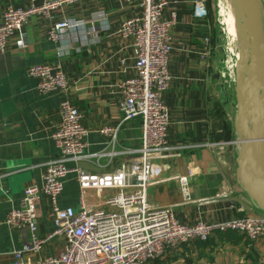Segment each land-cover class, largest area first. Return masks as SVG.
I'll list each match as a JSON object with an SVG mask.
<instances>
[{
    "label": "crops",
    "instance_id": "1",
    "mask_svg": "<svg viewBox=\"0 0 264 264\" xmlns=\"http://www.w3.org/2000/svg\"><path fill=\"white\" fill-rule=\"evenodd\" d=\"M166 2L163 18H168L171 11L176 13V23L171 29L173 48L168 56L169 82L163 94L169 112L166 134L171 148L155 162L154 176L158 181L147 187V200L170 207L184 223L260 214L261 210L254 206L235 176L238 151L235 131L228 139L220 134H225L223 122L229 126L222 118L230 112V103L221 106L219 103L223 94L215 74L222 65V52L218 47L220 38L213 20L212 0L204 3L206 16L194 15L191 0ZM209 2L211 6H207ZM140 3L141 0H71L54 10L51 18L42 15L30 18L25 26L27 47L18 48L15 35L9 38L6 52L0 55V264H14L13 250L29 237L27 230L6 223L7 214L20 206L25 186L41 183L44 162L57 154L52 133L60 120L61 94H40L36 80L27 73L28 66L43 62L61 65L68 78L66 95L89 130L85 137L87 150H100L106 138L98 130L119 124L122 117L119 86L134 73L132 38L124 37L119 27L125 19L141 12ZM27 5L28 0H0V20L7 6ZM216 6L217 19L225 28L228 20L223 0H216ZM98 13L105 15V21H93ZM64 18L85 23L63 30L57 42L49 40L45 25ZM205 35L215 46L208 58L199 55ZM141 122L138 116L120 124L116 151L140 146ZM218 140L227 142L224 163L207 145ZM124 159L123 153H117L80 161L77 165L101 173L116 169ZM176 175L188 176L191 200H184L172 178ZM107 194L97 199L89 192L84 202L112 209L104 203ZM79 195L75 174L70 172L63 181L58 205L78 208ZM37 212V234L44 237L54 229L45 198L40 199ZM61 247L60 238H51L39 251L29 252L25 257L33 263L40 256L57 254ZM145 264H264V235L250 240L237 231H214L206 241L182 244Z\"/></svg>",
    "mask_w": 264,
    "mask_h": 264
},
{
    "label": "built area",
    "instance_id": "2",
    "mask_svg": "<svg viewBox=\"0 0 264 264\" xmlns=\"http://www.w3.org/2000/svg\"><path fill=\"white\" fill-rule=\"evenodd\" d=\"M70 1L28 0L26 7L4 8L0 20V55L6 52L12 35L16 36L18 48L29 45L25 26L32 16L51 18L54 10ZM191 1L194 15L205 16V0ZM260 1L264 9V0ZM140 5L141 12L125 19L119 27L124 37L132 38L134 73L119 86L118 105L122 112L119 124L98 130L106 138L100 150H87L85 137L89 130L82 124L78 108L66 95L68 78L61 65L43 62L27 68L28 75L36 80L40 94H61L60 120L52 133L57 154L44 162L41 183L25 186L20 206L6 217L7 224L29 232L28 240L12 252L14 264H145L184 243L205 241L214 231H237L250 240L264 235V214L184 223L175 217L170 207L157 206L147 200V187L158 181L154 176L155 162L171 148L167 143L169 113L163 94L169 82L168 56L173 48L171 29L176 23V13L171 11L168 18H163L166 0H141ZM105 18L104 14L98 13L93 21H105ZM84 23L64 18L45 25L44 30L49 40L57 42L63 30ZM202 42L199 55L208 58L212 52L209 35L203 36ZM232 66L225 62L226 69L218 72L220 85L227 94L234 81ZM137 116L142 121L141 146L116 151L120 124ZM225 144L227 146L226 141L207 143L218 155L224 152ZM117 153H123L125 159L112 171L93 173L77 165L80 161ZM68 162L74 165L70 167ZM70 172L75 174L80 189L78 208L58 205L63 181ZM172 178L178 183L184 200H191L188 176ZM89 192L97 199L107 192L104 203L112 209L86 204L84 197ZM41 198L46 199L47 212L54 222V229L44 237L37 234V209ZM51 238L61 239L62 247L57 254L40 256L33 263L26 259V254L39 251Z\"/></svg>",
    "mask_w": 264,
    "mask_h": 264
},
{
    "label": "water",
    "instance_id": "3",
    "mask_svg": "<svg viewBox=\"0 0 264 264\" xmlns=\"http://www.w3.org/2000/svg\"><path fill=\"white\" fill-rule=\"evenodd\" d=\"M234 1L242 22V51L234 68L233 95L225 92L229 96L224 102L235 107V176L254 206L264 212V9L260 0Z\"/></svg>",
    "mask_w": 264,
    "mask_h": 264
},
{
    "label": "rangeland",
    "instance_id": "4",
    "mask_svg": "<svg viewBox=\"0 0 264 264\" xmlns=\"http://www.w3.org/2000/svg\"><path fill=\"white\" fill-rule=\"evenodd\" d=\"M207 0H205L204 1V3L206 2ZM209 4H210V2L207 4V6H209ZM194 5V4H193ZM212 5L214 6V17H213V20H214V23H215V26H216V29H217V31L219 32V34H218V36H219V38H220V44L218 45V47L220 48V50H221V52H222V65H221V67H220V69L218 70V72H221V71H223V70H225L226 69V67H224L225 66V62H227V65L229 66L230 65V63L231 64H234V61H235V64H236V61H237V58H236V56L234 55V54H232L230 51H228V49L226 48V45H228V42H229V39H228V37L225 35L224 36V32L221 30V25H220V23H219V21H218V19H217V6H216V0H212ZM210 6H211V4H210ZM205 7V6H204ZM206 9V8H205ZM208 14V12H207V10H206V15ZM205 15V16H206ZM217 47V46H216ZM213 49H215V46L213 47V45L211 46V51L213 50ZM226 51V52H225ZM234 68H235V65H234ZM234 77H235V75H234ZM228 89V88H227ZM226 89V90H227ZM233 89H234V81H233V83L231 84V89H229L230 91V93L229 94H231V96L233 95ZM221 92H222V94H223V97H225V99H226V97L227 96H229V95H226L225 96V94H224V92H223V90H222V88H221ZM223 97H222V95H221V101L223 102V105H225L224 104V101H225V99H223ZM232 100H233V102H235L234 101V96L232 97ZM214 102V101H213ZM229 107H230V112L226 115V114H223V118H222V120H224V121H227V122H229V125H230V127H231V132L234 130L235 131V134H236V142H237V144H238V140H237V133H236V129H235V126H234V120H233V116H234V110H233V106H232V104L230 103V105H229ZM169 113V112H168ZM138 117V116H137ZM218 118H221V116L220 117H218ZM230 119V120H229ZM233 127V128H232ZM141 132H142V130H141ZM220 134H221V138H225V136H224V134H223V132H220ZM232 135H233V132H232ZM141 137H142V133H141ZM218 141H224V140H218ZM213 142H217V141H213ZM140 146H141V144H140ZM139 146V147H140ZM226 149H227V146H226V144L224 145V152L221 154V155H219L220 156V159H221V161H223V163L224 162H226V159H225V152H226ZM215 152H216V150H215ZM260 214H264V212H262L261 211V213ZM220 232V231H219ZM206 241V240H205ZM185 244V243H184Z\"/></svg>",
    "mask_w": 264,
    "mask_h": 264
},
{
    "label": "bare ground",
    "instance_id": "5",
    "mask_svg": "<svg viewBox=\"0 0 264 264\" xmlns=\"http://www.w3.org/2000/svg\"><path fill=\"white\" fill-rule=\"evenodd\" d=\"M223 12L225 16H227V20H228L225 28H223L222 22L220 20L218 21L221 25V30L224 32V36L226 35L229 39V42H228V45H226V48L228 49V51L234 54L236 58H238L242 51V48H241L242 22L238 15L237 9H236L235 1L234 0H223ZM234 65H235V61H234L233 66Z\"/></svg>",
    "mask_w": 264,
    "mask_h": 264
},
{
    "label": "trees",
    "instance_id": "6",
    "mask_svg": "<svg viewBox=\"0 0 264 264\" xmlns=\"http://www.w3.org/2000/svg\"><path fill=\"white\" fill-rule=\"evenodd\" d=\"M219 103H220V106H221V104H223V102L221 100H219ZM222 126L224 128L225 134L227 132L226 136H225V134H224V136H225V138L228 139L231 136V127H230V125L227 126V124L225 122H223ZM229 231H231V230H229Z\"/></svg>",
    "mask_w": 264,
    "mask_h": 264
}]
</instances>
